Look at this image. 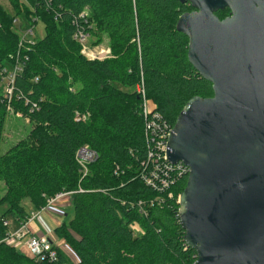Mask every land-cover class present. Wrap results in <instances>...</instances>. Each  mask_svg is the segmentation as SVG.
<instances>
[{
    "label": "trees",
    "instance_id": "obj_1",
    "mask_svg": "<svg viewBox=\"0 0 264 264\" xmlns=\"http://www.w3.org/2000/svg\"><path fill=\"white\" fill-rule=\"evenodd\" d=\"M6 1L8 7L0 0V80L18 62L23 70L12 100L0 93V144L9 107L28 116L31 129L0 154V264H196L179 218L188 173L163 191L142 177L148 144L137 89L143 85L172 127L191 98L214 95L188 60V36L176 27L194 8L179 0ZM216 14L224 19L230 10ZM21 16L32 27L42 21L45 35L35 39L33 28V36H21ZM79 31L91 48L106 38L110 55L87 57ZM77 112L86 120L78 121ZM84 146L97 153L86 176L77 160ZM61 192H72L73 211L55 233L77 260L59 248L56 261H37L6 239L13 225L19 229Z\"/></svg>",
    "mask_w": 264,
    "mask_h": 264
},
{
    "label": "water",
    "instance_id": "obj_2",
    "mask_svg": "<svg viewBox=\"0 0 264 264\" xmlns=\"http://www.w3.org/2000/svg\"><path fill=\"white\" fill-rule=\"evenodd\" d=\"M179 1L194 8L176 24L188 60L214 92L186 103L168 142L189 167L185 241L196 264H264V0Z\"/></svg>",
    "mask_w": 264,
    "mask_h": 264
},
{
    "label": "built area",
    "instance_id": "obj_3",
    "mask_svg": "<svg viewBox=\"0 0 264 264\" xmlns=\"http://www.w3.org/2000/svg\"><path fill=\"white\" fill-rule=\"evenodd\" d=\"M33 28L34 27L29 28V31L25 32L24 36L26 37L27 34L33 36ZM76 37L83 44L82 52L84 54L86 49L92 50V48L86 44L88 34H85L83 31H79L76 34ZM25 41L30 44L34 43L32 38H25ZM106 52L108 54L105 57L110 55V49ZM91 56L92 55H88L87 57L91 58ZM105 57L97 56L91 59ZM22 70L23 65L18 62L14 66V69L10 71L8 75L3 77L7 82V88L4 89L3 92L5 100H12L15 90L14 87L16 76L21 73ZM137 89L143 96L141 114L145 120V136L148 144V160L145 163L147 168L142 174V177L149 186L155 188L156 190L163 191L176 181L179 174L189 173V167L182 162L172 164L169 161L167 154L168 142L174 127H172L171 124L161 114L157 104L146 98L143 85L140 84ZM19 113L21 112H18V114ZM87 115L88 114H81L77 112L76 119L78 121H85ZM96 157L97 153L91 150L89 146H84L78 151L77 160L84 169V176L87 175L88 164L93 162ZM71 194L72 192H61L55 197L49 199L47 205L40 211L32 212L30 217L20 226L19 229L15 230V232L10 230L6 240H8L10 244L20 245L23 248H27L30 252V255L37 261H56L58 258V249H63V241L56 235L55 231L37 235L32 224L35 222L41 211L57 204L59 200L69 197L71 198ZM170 196H172V194H170ZM69 250L73 255V251L71 249Z\"/></svg>",
    "mask_w": 264,
    "mask_h": 264
},
{
    "label": "rangeland",
    "instance_id": "obj_4",
    "mask_svg": "<svg viewBox=\"0 0 264 264\" xmlns=\"http://www.w3.org/2000/svg\"><path fill=\"white\" fill-rule=\"evenodd\" d=\"M4 5H6V7L9 6L8 2L6 0H2ZM17 31L18 33L22 36L25 32L29 31V28H31V23L29 21H27L24 16H21L18 18V22H17ZM34 38L35 39H40L45 35V25L42 21H38L34 24ZM107 50H109L108 44L106 42V38L103 44H100L99 46L92 48V50H85V54L88 55H92L91 58L93 57H105L108 53L106 52ZM0 77H1V72H0ZM7 88V82L5 80V78L0 80V93L3 94L4 89ZM147 98V96H146ZM149 100H151L150 98H148ZM152 102H154L153 100H151ZM155 103V102H154ZM31 129V125H30V119L28 116L24 115L22 112L18 114V112H15L13 108H9L8 110V117L6 118V130L4 131V137H3V141L0 144V154H4L6 153L10 147H12V145H15L18 141H20L21 139L25 138L29 131ZM5 184L4 182L0 181V194H2L5 191ZM70 199V197H69ZM63 200V199H62ZM61 201V200H59ZM58 201V202H59ZM25 205H27L28 208H31V203L28 199L25 200ZM72 211H73V207ZM70 208V209H71ZM13 222V221H11ZM14 223V222H13ZM12 230H14L15 232V226L13 225V227H11ZM62 240V239H61ZM62 246H63V250L65 252L68 253V255L71 256V259L73 258L74 260H77V257L75 254L72 255V253H70L71 251L69 249L70 246L64 241L62 240ZM18 249H20V251L23 252L24 248L20 245H18Z\"/></svg>",
    "mask_w": 264,
    "mask_h": 264
},
{
    "label": "crops",
    "instance_id": "obj_5",
    "mask_svg": "<svg viewBox=\"0 0 264 264\" xmlns=\"http://www.w3.org/2000/svg\"><path fill=\"white\" fill-rule=\"evenodd\" d=\"M71 207V198H66L41 211L32 224L36 234L41 235L46 232L55 231L58 226L69 218V214L72 212Z\"/></svg>",
    "mask_w": 264,
    "mask_h": 264
}]
</instances>
